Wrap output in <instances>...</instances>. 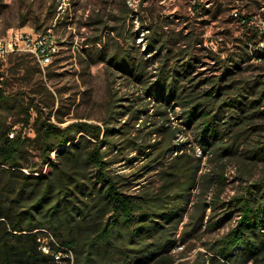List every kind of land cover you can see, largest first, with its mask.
I'll return each instance as SVG.
<instances>
[{
  "label": "trees",
  "instance_id": "trees-1",
  "mask_svg": "<svg viewBox=\"0 0 264 264\" xmlns=\"http://www.w3.org/2000/svg\"><path fill=\"white\" fill-rule=\"evenodd\" d=\"M123 8L120 13L127 19L130 9L126 4ZM194 9L200 10L201 5L196 4ZM126 19L109 27V34L120 39L114 42L108 35L113 49L107 43L103 49L95 46L85 53L92 62L97 57L141 86L149 100L148 107L132 111L131 116L138 120L141 114L145 115L142 125L136 127L130 119L121 123L119 116L123 113L114 98L101 124L78 121L61 126L63 122L56 124L51 117L38 112L33 139L22 133L15 136L0 125V264H58L57 255L64 257L63 264H72L66 257L69 252L73 264H184L181 259L187 251L179 256L171 254L176 244L173 235L197 187L201 191L185 227L190 231L182 233L181 242H202L204 234L220 223L214 222L219 207L224 208L225 214L234 209L238 220L225 235L202 242L204 252L198 251L191 264H264V179L244 187L242 193L224 202L223 171L216 174L218 191H210L214 179L200 175L202 158L185 151L164 164L179 131L168 124V113L176 103L183 108L185 125L198 130L201 154L212 151L220 161L238 156L241 160L264 162L261 141L251 149L240 150L250 132L247 126L258 115L264 118V81L247 89L246 84L238 87L233 77L244 62L252 60L250 44L244 43L242 53L227 61L204 49L207 57L226 71L200 94L196 90L209 80L198 82L192 77L196 60L193 49L195 45L202 47L203 39L194 32L166 36L167 32L148 27L144 36L146 50L157 53L155 59L165 53L164 58L158 59L161 66L156 80L150 82L146 79L148 60H137L130 47ZM240 19L244 25L250 21L249 17ZM95 40L102 42V35ZM178 43L184 46L180 54L183 63L174 68L169 66L167 52ZM262 56L260 53V60ZM182 82L190 84L189 88L180 87ZM7 99L1 87L0 109ZM132 108L129 105L126 109ZM31 109L24 110V128L29 127L32 119ZM232 109L239 115L224 116ZM253 110L257 112L252 113ZM154 117L162 118L161 123ZM255 128L264 130V123ZM32 148L38 152L36 163L30 162ZM132 153L146 159L144 171L162 165L158 186L129 193L131 182L140 175L128 177L111 167ZM208 210L211 215L205 222ZM155 238V243L146 244Z\"/></svg>",
  "mask_w": 264,
  "mask_h": 264
},
{
  "label": "rangeland",
  "instance_id": "rangeland-1",
  "mask_svg": "<svg viewBox=\"0 0 264 264\" xmlns=\"http://www.w3.org/2000/svg\"><path fill=\"white\" fill-rule=\"evenodd\" d=\"M124 4L130 9L129 17L125 18L126 33L131 34L130 47L137 60H148L146 79L150 82L156 80L161 66L159 60L165 55L163 52L160 59H155L153 56L157 53L146 50L147 38L144 36H147L148 27L151 25L160 33L167 32L166 36L178 35L181 32L185 36L194 32L203 39L202 47L195 45L193 49L196 60L192 77L198 82L208 79L209 83L201 85L196 93L201 94L210 89L226 71L223 67L216 66L214 60L207 57L206 51H211L221 61H227L232 55L242 53L244 43L250 44L249 53L252 60L244 62L241 69L233 74L237 86L244 87L246 84L245 87L249 89L255 82L264 81L263 0H0V38L13 31L34 36L51 31L59 44L58 54L44 65L27 54L8 58L1 73V87L8 99L0 109V125L15 136L22 133L33 139V123L38 112L46 118L51 117L56 124L63 122L61 126L78 121L101 124L109 114L112 98L117 100V105L123 113L119 116L121 123L130 119V123H135L136 127L142 125L145 115L141 114L138 120L132 119L131 116L132 111L148 107L149 100L145 99L141 86L121 70L98 60L97 57L92 62L85 53L92 47L95 49V46L98 50L103 49L107 47V43L111 49L114 48L113 41L108 42V35L114 42L120 39L115 34H109V27H116L120 21H125L120 13ZM196 4L201 5L200 10L194 9ZM235 12L237 17L234 16ZM240 17H249V23L244 25ZM100 35L103 41L98 43L95 39ZM182 49L184 46L178 43L167 52L170 67L177 68L183 63L180 55ZM260 53L263 54L261 60ZM189 86L190 84L185 82L180 83V87L184 89ZM234 93L238 94L239 91ZM129 105L133 106L132 110L126 109ZM27 108H33L32 119L29 127L24 128L23 115ZM149 108L151 114L153 108L151 105ZM231 111L224 116L239 115L236 110ZM154 119L161 123L162 118ZM263 123L264 118L259 115L254 117L247 126L250 132L246 133V141L242 142L241 151L255 147L257 141L264 144V130L255 128ZM168 124L179 131L173 141L174 148L166 154L164 164L185 151L202 158L200 175L214 179L210 191H218L216 174L223 171L226 186L221 198L224 202L242 193L244 187L264 179V162L241 160L238 156L226 157L220 161L214 157L215 153L212 154V151L201 154L197 143L198 130L193 125H185L183 108L178 103L174 104V108L168 113ZM153 142L152 140L151 143ZM37 153L36 149H30L31 163L38 162ZM52 157L54 158V155ZM136 157L135 153L129 154L111 167L114 172L128 177L140 175L138 180L131 182V194L145 187L158 186V174L162 166L157 165L144 171L146 159L141 158L142 156ZM47 169L45 168L44 172ZM198 183L200 186L201 181ZM199 191V187L193 190L183 221L173 235L176 244L171 254L179 256L187 251L181 259L184 264H191L198 251L204 252L202 242L225 235L238 220V213L234 209L225 214L224 208L219 207L214 222L220 223L215 230L204 234L202 242L194 239L181 242L182 233L190 231L185 227L190 221V215L194 213L193 205L198 200ZM209 215L211 210H208L205 222ZM155 241L156 238L150 239L146 244L151 245ZM193 245L196 247L188 250Z\"/></svg>",
  "mask_w": 264,
  "mask_h": 264
},
{
  "label": "built area",
  "instance_id": "built-area-1",
  "mask_svg": "<svg viewBox=\"0 0 264 264\" xmlns=\"http://www.w3.org/2000/svg\"><path fill=\"white\" fill-rule=\"evenodd\" d=\"M234 16L237 17L236 12L234 13ZM58 45L59 44L51 31L35 36L20 31H13L6 37L0 38V88L2 80L1 73L4 64L9 57L19 54H27L34 57L40 64L44 65L49 63L58 54ZM11 137H13V135H11ZM44 251L48 252L47 249H44ZM66 257H69L71 262L73 261L71 252H69V255H66ZM62 258L64 257L57 255L55 257L56 263L63 264Z\"/></svg>",
  "mask_w": 264,
  "mask_h": 264
}]
</instances>
